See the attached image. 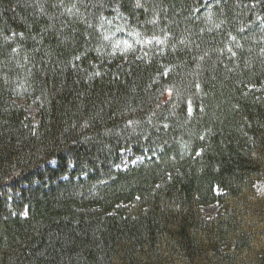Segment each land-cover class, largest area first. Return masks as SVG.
Here are the masks:
<instances>
[{
    "label": "trees",
    "instance_id": "1",
    "mask_svg": "<svg viewBox=\"0 0 264 264\" xmlns=\"http://www.w3.org/2000/svg\"><path fill=\"white\" fill-rule=\"evenodd\" d=\"M256 182L264 0H0V264H264Z\"/></svg>",
    "mask_w": 264,
    "mask_h": 264
},
{
    "label": "rangeland",
    "instance_id": "2",
    "mask_svg": "<svg viewBox=\"0 0 264 264\" xmlns=\"http://www.w3.org/2000/svg\"><path fill=\"white\" fill-rule=\"evenodd\" d=\"M114 35L111 37V39H113L112 41V52L115 53L117 51L119 52H123L125 51L131 44V42L133 44H137V45H141V41L142 39L138 38L137 35L132 34V32L126 28V30H122V31H114L113 33ZM145 42H147L148 44L151 43L149 38H146ZM136 55H141V51H138ZM29 116L30 117H34V111L33 110H29ZM143 160L142 156H138V155H133L130 151H122L121 152V158L120 161L118 163V167L121 170H126L129 167L137 164L138 162H141ZM263 186L264 183L263 182H256L255 184V188L257 189V191H263ZM218 204H211L209 206H206L202 209V212L204 215L206 216H214L217 212H218Z\"/></svg>",
    "mask_w": 264,
    "mask_h": 264
}]
</instances>
